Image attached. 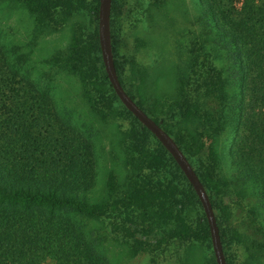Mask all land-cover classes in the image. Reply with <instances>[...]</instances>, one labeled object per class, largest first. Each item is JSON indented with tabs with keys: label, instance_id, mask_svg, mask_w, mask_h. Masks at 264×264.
Returning a JSON list of instances; mask_svg holds the SVG:
<instances>
[{
	"label": "rangeland",
	"instance_id": "1",
	"mask_svg": "<svg viewBox=\"0 0 264 264\" xmlns=\"http://www.w3.org/2000/svg\"><path fill=\"white\" fill-rule=\"evenodd\" d=\"M97 1L83 0L84 7L77 6L72 11L64 3L44 8L40 10L39 23L20 3L0 0V47L6 78L9 76L22 89L17 95L19 103L25 100L20 109L27 114L19 128L18 148L26 131L34 134V163L48 161L58 166L69 158L78 175L86 170L88 198L102 202L107 196L110 173L115 174L119 187L130 175L131 169L125 168L123 161L131 117L121 113L120 104L112 101L111 111L115 112L104 109L108 115L102 119L91 109L79 78L63 67L73 38L80 37L86 43L97 33V24L88 10ZM208 15L200 0H114L112 35L118 76L136 103L156 120L167 123L181 138L186 135L179 118L181 93L197 98L205 80L211 85L213 80L224 82L228 76V54L218 53L217 44L223 41L218 39ZM18 60L21 62L12 73L9 66ZM182 81L187 86L183 85L180 93ZM89 88L93 100L100 101L94 86ZM43 89H47L46 96L39 92ZM209 100L210 107L217 104ZM243 132L241 129L237 135L239 147L233 148L237 153L249 145ZM144 147L162 159L160 164L144 168L143 179L149 187L166 180L176 188V209H181L193 235L172 238L152 252L136 254V242L125 240L119 233L112 234L109 221L102 220L96 228L110 249L109 255L115 264H213L211 243L203 233L200 203L193 199L161 144L152 139ZM226 154L227 171L221 173L201 168L204 151L200 152V160L193 158L192 162L203 173L209 171L212 175L211 202L225 235L227 263L264 264V195L257 194L255 203L243 198L244 192L237 187L242 181L240 169L234 172L231 168L235 155L229 148ZM71 173L59 178L75 180L76 175ZM247 189V193L256 194L250 191L251 186Z\"/></svg>",
	"mask_w": 264,
	"mask_h": 264
},
{
	"label": "trees",
	"instance_id": "2",
	"mask_svg": "<svg viewBox=\"0 0 264 264\" xmlns=\"http://www.w3.org/2000/svg\"><path fill=\"white\" fill-rule=\"evenodd\" d=\"M14 1L24 6L39 23L42 22L40 10L44 8L63 3L71 11L77 6L84 7L83 0ZM200 1L219 34L218 39L223 41L221 45L217 44L218 53L228 54L227 78L224 82L213 80L211 85L205 80L197 98L181 93L187 82L180 83L178 88L183 100L180 101L179 118L186 134H182V138L173 133L167 123L156 120L137 104L173 137L200 177L210 200L213 180L209 171H227L226 149L229 148L235 155L231 163L235 165L231 168L234 172L240 169L242 176L237 187L244 192L243 198L255 203L257 194L264 195V0ZM113 9L114 0L111 26ZM88 10L90 18L97 24L98 1ZM81 43L80 37L73 38L63 67L79 78L91 109L102 119L108 115L105 110L115 112L111 111L112 101L120 104L121 113L131 117V128L125 135L126 158L123 161L124 167L131 169L130 175L119 187L115 174L110 173L106 198L94 202L87 196L86 188L90 182L86 179V170L78 175L69 158H65L64 165H50L48 161L35 164L32 157L34 134L28 131L22 137L21 149L18 148L19 128L27 114L20 109L25 100L19 103L17 95L22 89L16 87L9 76L6 78L0 47V264H115L96 228L102 220L109 221L112 234L119 233L125 240L135 241L136 254L152 252L172 238L184 239L193 235L181 209H176V188L166 180L149 187L144 180V168L158 165L162 159L144 147L148 141L157 140L125 109L112 90L101 63L97 33L86 43ZM20 62L10 65L9 71L13 73L12 69ZM90 85L100 94V101L93 100ZM43 90L39 92L46 96L47 89ZM209 99L217 104L210 107ZM241 129L249 145L241 152L239 148L237 153L233 148L239 147L237 135ZM201 151L205 152L204 161L199 156ZM164 152L193 199L198 201L170 155L165 149ZM62 154L63 150L60 153L63 160ZM193 158L201 159V168L209 171L203 173L193 164ZM70 171L76 175L75 180H68L66 176L59 178ZM249 184L250 191L256 194L247 193ZM261 205L264 209V204ZM213 209L215 212L216 207ZM202 221L205 239L210 241L204 216ZM217 223L224 247L225 235L218 219Z\"/></svg>",
	"mask_w": 264,
	"mask_h": 264
},
{
	"label": "water",
	"instance_id": "3",
	"mask_svg": "<svg viewBox=\"0 0 264 264\" xmlns=\"http://www.w3.org/2000/svg\"><path fill=\"white\" fill-rule=\"evenodd\" d=\"M112 5L113 0H98L97 39L107 80L121 104L167 151L193 189L203 210L215 264H228L213 205L200 177L173 137L134 101L119 79L112 45Z\"/></svg>",
	"mask_w": 264,
	"mask_h": 264
}]
</instances>
